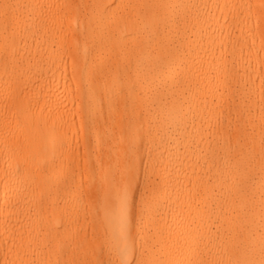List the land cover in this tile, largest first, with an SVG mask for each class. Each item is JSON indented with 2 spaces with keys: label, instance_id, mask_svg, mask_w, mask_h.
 Masks as SVG:
<instances>
[{
  "label": "bare ground",
  "instance_id": "1",
  "mask_svg": "<svg viewBox=\"0 0 264 264\" xmlns=\"http://www.w3.org/2000/svg\"><path fill=\"white\" fill-rule=\"evenodd\" d=\"M260 51L264 0H0V264H264L261 126L223 104ZM77 102L137 150L90 177Z\"/></svg>",
  "mask_w": 264,
  "mask_h": 264
},
{
  "label": "rangeland",
  "instance_id": "2",
  "mask_svg": "<svg viewBox=\"0 0 264 264\" xmlns=\"http://www.w3.org/2000/svg\"><path fill=\"white\" fill-rule=\"evenodd\" d=\"M75 5H78L77 1L75 2ZM252 6L255 9L256 14L263 12V9L259 7L258 3H254ZM86 21L90 22V20ZM261 24L262 22L258 20L256 28L261 26ZM71 39L72 37L63 39L64 43L67 44L66 46H69ZM258 59L259 63L255 67H241L238 70L233 71L232 77L235 81L232 85V88H234V94L232 98H228L223 102V104L225 105V108H227V112L232 111L233 109L241 110L242 112L248 114L249 118L256 123V126H261L260 129L257 128L258 130H253L251 137L255 139L254 144L262 145L264 142V56L262 54V51H260V56H258ZM61 67V76H64L65 67L63 63ZM71 70L72 69L69 65L67 71L69 72ZM80 106L81 104L77 102L76 112H80L81 123H78L79 128L72 135V144L78 145L80 155L85 152L86 157L88 158V173L90 177H92L98 174L97 171L99 165H102L106 161L113 164V162L127 159L128 155H130V150H137L138 145H134L130 149H125L124 152H122V149L110 148L109 143H106V140H110L109 138H113L117 134L115 124L110 123L109 121L104 125H102L101 123L96 124L94 122L84 123V113ZM99 110L100 112H98V114H102V116L106 117V115L104 114V107H100ZM122 119L124 121L127 120L126 114L122 117ZM103 129H107V131H104ZM225 132L228 135L234 134V131L230 127L226 128ZM93 136H96V139H94ZM145 151L146 148L141 145L139 147V153L143 154ZM120 155L121 157L119 158ZM80 169H83L82 166H80ZM141 180L142 179L139 180V184H141ZM89 181L90 178H87L88 184L90 183ZM98 196L99 195H95L93 193L90 194L88 199L94 202L96 201ZM137 196H139V194H136V199ZM94 222L95 221L93 217L89 218V220L87 221V232L89 237L88 247L92 246L93 248L90 249V252L97 253V256H100L104 252V238H95ZM97 245H102V248L96 249ZM94 257L95 256H91L87 260V263L106 264L102 261V257H97L98 260L93 259Z\"/></svg>",
  "mask_w": 264,
  "mask_h": 264
}]
</instances>
